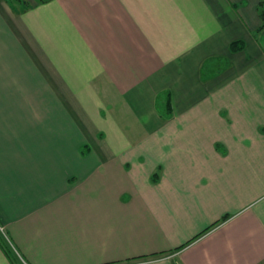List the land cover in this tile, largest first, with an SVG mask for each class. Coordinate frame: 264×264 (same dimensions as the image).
<instances>
[{
	"label": "crops",
	"instance_id": "obj_1",
	"mask_svg": "<svg viewBox=\"0 0 264 264\" xmlns=\"http://www.w3.org/2000/svg\"><path fill=\"white\" fill-rule=\"evenodd\" d=\"M260 2L0 1V264H264Z\"/></svg>",
	"mask_w": 264,
	"mask_h": 264
},
{
	"label": "trees",
	"instance_id": "obj_2",
	"mask_svg": "<svg viewBox=\"0 0 264 264\" xmlns=\"http://www.w3.org/2000/svg\"><path fill=\"white\" fill-rule=\"evenodd\" d=\"M1 1V0H0ZM6 1H15V0H6ZM20 1V0H16ZM41 3H46L51 0H39ZM259 16L262 21V25L260 27V31L264 30V0H261L259 8H258ZM244 48V43L243 42H235L232 44L231 49L233 52H239ZM205 72H209L207 69V66L205 68ZM158 111L162 117H165L167 119H171L173 117V106H172V100H171V95L170 93H163L159 96L158 98V103H157ZM87 147H84L82 149V154H86ZM2 239L0 238V243ZM5 252L7 253L8 257L12 261L13 264H23L19 260L16 259L15 254L11 252V250H8L6 247H4Z\"/></svg>",
	"mask_w": 264,
	"mask_h": 264
},
{
	"label": "built area",
	"instance_id": "obj_3",
	"mask_svg": "<svg viewBox=\"0 0 264 264\" xmlns=\"http://www.w3.org/2000/svg\"><path fill=\"white\" fill-rule=\"evenodd\" d=\"M0 232L4 234V228L0 227Z\"/></svg>",
	"mask_w": 264,
	"mask_h": 264
}]
</instances>
